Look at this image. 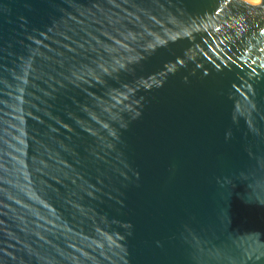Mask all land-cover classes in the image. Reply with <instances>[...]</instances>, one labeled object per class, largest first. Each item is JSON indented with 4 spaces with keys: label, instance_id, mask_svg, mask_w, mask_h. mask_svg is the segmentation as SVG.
I'll return each mask as SVG.
<instances>
[{
    "label": "water",
    "instance_id": "water-1",
    "mask_svg": "<svg viewBox=\"0 0 264 264\" xmlns=\"http://www.w3.org/2000/svg\"><path fill=\"white\" fill-rule=\"evenodd\" d=\"M0 264H264V0H0Z\"/></svg>",
    "mask_w": 264,
    "mask_h": 264
},
{
    "label": "bare ground",
    "instance_id": "bare-ground-1",
    "mask_svg": "<svg viewBox=\"0 0 264 264\" xmlns=\"http://www.w3.org/2000/svg\"><path fill=\"white\" fill-rule=\"evenodd\" d=\"M254 1V0H253Z\"/></svg>",
    "mask_w": 264,
    "mask_h": 264
}]
</instances>
